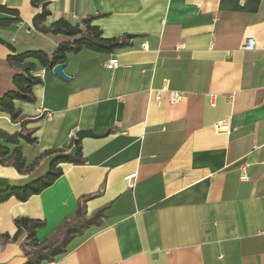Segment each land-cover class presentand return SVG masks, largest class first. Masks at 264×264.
<instances>
[{
  "label": "crops",
  "instance_id": "crops-1",
  "mask_svg": "<svg viewBox=\"0 0 264 264\" xmlns=\"http://www.w3.org/2000/svg\"><path fill=\"white\" fill-rule=\"evenodd\" d=\"M82 18L117 45L67 52L69 80L14 58L51 59L77 36L44 28L62 19L85 30ZM111 56L120 66L108 70ZM31 65L45 68L34 99L13 97L14 117L0 104V130L29 133L18 144L32 143L26 158L39 162L28 168L21 151L17 170L0 140V190L44 175L57 156L79 149L82 161L58 164L62 174L25 201L0 202V264H24L71 228L66 251L40 264H264V0H0V98L23 94L14 77ZM163 85L182 98L169 102ZM222 119L228 132L214 127ZM80 129L97 136L77 139ZM19 218L39 222L32 236Z\"/></svg>",
  "mask_w": 264,
  "mask_h": 264
},
{
  "label": "trees",
  "instance_id": "trees-1",
  "mask_svg": "<svg viewBox=\"0 0 264 264\" xmlns=\"http://www.w3.org/2000/svg\"><path fill=\"white\" fill-rule=\"evenodd\" d=\"M42 0H32L33 4L37 5ZM48 12L42 8V11L35 19L42 20ZM44 31H51L55 34H63L67 36H77L75 40L72 42L61 43L57 45V49L53 54L51 59H48L44 54L40 52H29L26 55H17L14 56L15 59H22L24 57H35L42 61L43 67L51 68L53 65L57 63L64 62L65 54L70 51H78L81 47H87L98 51H110L114 46H116V41L114 39H107L102 37L101 31L96 25H90L89 22L85 24V30H81L78 25H71L67 21L59 19L53 22L50 26V29H45ZM19 56V57H18ZM34 70L33 66H26V72H28V76H15L14 81L16 85H20V90L23 94L18 92H9L2 98H0V104L9 109L11 112V116H17L19 111H13V103L12 98L17 97L21 100L25 101H33V94L31 92V85L37 84L40 82L36 77L30 74ZM22 83V84H20ZM25 85V86H23ZM24 125V123H21ZM19 138L32 142L34 141L30 134H22V133H14L8 134L0 130V140L7 143L12 144L13 147L11 148L10 154L13 159V165L17 168V170L24 169L25 162L21 153V150L18 146ZM61 151V150H59ZM8 152V148L0 145V153L2 155ZM56 151H49L46 154L53 153ZM82 161L80 150L77 149V152L74 156L68 155H60L53 158L50 161L48 171L34 179L33 181L25 184L24 186L20 187H11L7 186L5 189L0 190V202L8 199L11 196H14L20 201H25L28 197L34 194H38L43 189L51 185L56 178H58L62 174V169L58 167L60 163H80ZM94 220H89L83 224L84 227H88ZM17 225L23 227L26 224L30 225V232L29 235L32 236L33 229L39 225L38 221H31L24 218H19L16 221ZM76 231V229L71 228L67 229L63 234L62 238H57L52 243L42 246L37 252H32L27 254V261L24 264H40L42 261H52L55 256L60 255L66 251V245L72 238V234Z\"/></svg>",
  "mask_w": 264,
  "mask_h": 264
},
{
  "label": "built area",
  "instance_id": "built-area-1",
  "mask_svg": "<svg viewBox=\"0 0 264 264\" xmlns=\"http://www.w3.org/2000/svg\"><path fill=\"white\" fill-rule=\"evenodd\" d=\"M141 47H142V49H146L147 48L146 43H143L141 45ZM242 48L244 50H253L255 48V40L253 38H247L245 40ZM119 66H120V63H119V60L116 56L109 57L108 60L104 63V67L108 70H113ZM44 71H45V68L35 69V70L31 71V74L36 78H41V75ZM159 90H165L167 92L168 101L171 103H175V102L179 101L183 95V92L178 91V90H170L165 85H163L162 88ZM159 90L156 91L157 98H158ZM209 102L211 104L214 103V96L213 95L209 96ZM214 127H215L216 131H218V132H228V130H229L228 124H227L225 119L217 121L215 123ZM136 179H137V173L136 172L127 174L123 177V180H124L127 188H132L135 185ZM240 179L241 180L247 179V176H246L244 171L241 172Z\"/></svg>",
  "mask_w": 264,
  "mask_h": 264
},
{
  "label": "water",
  "instance_id": "water-1",
  "mask_svg": "<svg viewBox=\"0 0 264 264\" xmlns=\"http://www.w3.org/2000/svg\"><path fill=\"white\" fill-rule=\"evenodd\" d=\"M87 21H88V18H82L81 19V22L84 24H86ZM132 36L133 35H131V34L127 35L128 38H130ZM64 66H65V62L57 63L51 67V71L56 76H58L60 79L67 81V80H69V76L65 73ZM75 136L77 139H82L83 137H86V136H97V135L90 130L80 129V130H77Z\"/></svg>",
  "mask_w": 264,
  "mask_h": 264
},
{
  "label": "rangeland",
  "instance_id": "rangeland-1",
  "mask_svg": "<svg viewBox=\"0 0 264 264\" xmlns=\"http://www.w3.org/2000/svg\"><path fill=\"white\" fill-rule=\"evenodd\" d=\"M29 146V145H32V143H26L25 141H21L19 144H18V146H19V148L21 149V151H22V153H23V156L25 157V159H26V165H27V167L29 168V167H33L34 165H35V163H38L39 162V160H37L38 158H35V159H33V160H29L30 162H28V159L26 158L27 157V155H29L30 156V154L28 153V150H27V148H26V146ZM76 227H78V225L76 224Z\"/></svg>",
  "mask_w": 264,
  "mask_h": 264
}]
</instances>
